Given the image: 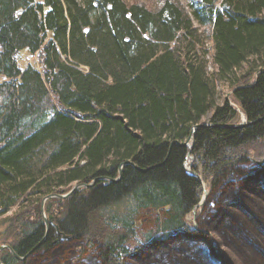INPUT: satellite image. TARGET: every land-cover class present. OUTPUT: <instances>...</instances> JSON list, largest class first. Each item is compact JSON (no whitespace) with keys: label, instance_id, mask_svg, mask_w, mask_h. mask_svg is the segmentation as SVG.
Returning <instances> with one entry per match:
<instances>
[{"label":"trees","instance_id":"1","mask_svg":"<svg viewBox=\"0 0 264 264\" xmlns=\"http://www.w3.org/2000/svg\"><path fill=\"white\" fill-rule=\"evenodd\" d=\"M94 180L46 201L40 243L43 198ZM0 244L30 252L4 264H264V0H0Z\"/></svg>","mask_w":264,"mask_h":264},{"label":"rangeland","instance_id":"2","mask_svg":"<svg viewBox=\"0 0 264 264\" xmlns=\"http://www.w3.org/2000/svg\"><path fill=\"white\" fill-rule=\"evenodd\" d=\"M188 1L189 0H184V2L185 3H188ZM195 23H196V25H198L199 26V24H198V22L197 21H195ZM200 28L201 29H203V27L202 26H200ZM204 35H205V37H206V42H207V45H208V48L210 49L209 50V53L207 54V57H208V59L210 60V63H209V71H210V73L211 74H213V75H215L216 74V67H215V65L212 63V58H211V52H212V50H213V42H212V40H211V36H210V31L209 30H207V31H205L204 32ZM20 61H21V63L23 64V66H25L28 62H32V63H34V64H36V60H35V58L34 57H31V54L29 53V52H27V51H24V52H22L21 53V55H20ZM217 89H218V97H219V100L222 102L225 98H229V99H231L232 98V94H231V92H230V89H229V87L228 86H226V85H223L222 83H220V81L219 80H217ZM232 100V99H231ZM231 102H233V100L231 101ZM243 120H245V121H247L246 120V117L244 116V115H242L241 116V121H243ZM240 121V122H241ZM248 122V121H247ZM193 142H194V140H193ZM189 146L190 147H192L193 146V143L191 144H189ZM193 160H194V158H193V156H188L187 157V159H186V161H185V164H184V167L186 168V170H188V171H190L191 172V170H190V168H191V164L193 163ZM199 176H200V174H199ZM201 177V176H200ZM92 183V182H91ZM76 184H79V183H76ZM81 184V183H80ZM204 185V187H205V183L203 184ZM83 187H87V186H84V185H82V186H79V187H77L76 189H79V188H83ZM72 188V187H71ZM70 188V189H71ZM70 189L68 190V191H66V192H64V193H57V192H55V193H53V194H51V195H49V196H46V197H44L43 198V200H42V203L44 202V208H45V203H46V201L49 199V198H60V199H67L68 198V196L70 195V194H72L73 193V191L72 192H69L70 191ZM75 189V190H76ZM208 192H209V190H208V188H206V190L204 191V194H203V196L206 194V197H207V195H208ZM60 194H62V195H65V196H59ZM206 199V198H205ZM204 203V202H203ZM200 204V203H199ZM199 204H198V207L196 208V209H194L191 213H189L188 215H187V217H186V219H187V221H188V223L193 227L195 224V219H197V217L199 216V213H200V211H201V206H199ZM41 209H42V211H43V216H44V213H45V215L47 216V218L49 219V224L51 223L50 222V218H49V216H50V214L48 215L44 210L45 209H43L42 208V204H41ZM196 212H197V214H196ZM9 213H10V211H9ZM9 213H6V215H8ZM140 223V222H139ZM138 223V224H139ZM52 224V223H51ZM141 224V223H140ZM52 225H54V224H52ZM48 233H49V231H48ZM1 245V244H0ZM5 249V248H4ZM3 250V249H2ZM1 251V250H0ZM20 260H24V259H20Z\"/></svg>","mask_w":264,"mask_h":264},{"label":"water","instance_id":"3","mask_svg":"<svg viewBox=\"0 0 264 264\" xmlns=\"http://www.w3.org/2000/svg\"><path fill=\"white\" fill-rule=\"evenodd\" d=\"M247 123H248V122H246L245 120H243V121H241V122H239V123H227V124H218V125H221V126H227V127H241V126L246 125ZM207 124H208V123H205V122H204V123H200V124H198V125H207ZM198 125H196V126L193 127V129H192V131L190 132L188 138H187L184 142H180L179 140H174V141L171 142V145H173V144H175V143H180L181 145H188V144H190V143L192 144V143H193V140H194V138H193V132H194L195 128H196ZM121 173H122V166L120 167V174H119V176L116 177L115 179H113L112 181H116L117 179H119L120 176H121ZM95 180H96V179H95ZM95 180H94L92 183H89V184H86V183L74 184V185L72 186V188L70 189L69 192H72V191L75 190L77 187L82 186V185H84V186H90V185H92V184L95 182ZM59 196L62 197V196H65V195L60 194ZM205 198H206V194L203 196V198H202V200H201L200 203H203V202L205 201ZM42 208L44 209V202L42 203ZM44 218H45V221H46V225H47V227H46V233H45V235H44V237L42 238V240H41L40 243H42V241L45 240V238H46L47 235H48V231H49V226H48V224H49V219L47 218V216L45 215V213H44ZM49 218H50V222H51L52 224L55 225V227H56L57 230H59V227H58V225L54 222L52 215H50ZM4 248H8V249H10V251H11V252H12L17 258H19V259H24V258L30 253V252H28V254H26L25 256H20L19 254H17V253L14 251V249L12 248L11 245H9V244H1V245H0V250H2V249H4ZM0 264H4V263L0 260Z\"/></svg>","mask_w":264,"mask_h":264},{"label":"bare ground","instance_id":"4","mask_svg":"<svg viewBox=\"0 0 264 264\" xmlns=\"http://www.w3.org/2000/svg\"><path fill=\"white\" fill-rule=\"evenodd\" d=\"M247 122V121H246ZM189 145V144H188ZM202 204V203H201ZM48 226H49V224H48ZM46 227H47V225H46Z\"/></svg>","mask_w":264,"mask_h":264}]
</instances>
